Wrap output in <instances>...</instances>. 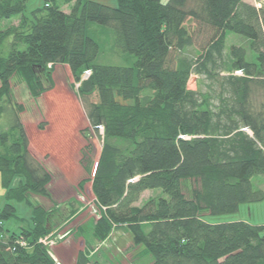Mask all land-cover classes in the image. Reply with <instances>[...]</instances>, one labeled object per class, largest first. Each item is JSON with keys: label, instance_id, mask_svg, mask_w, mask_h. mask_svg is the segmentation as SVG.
<instances>
[{"label": "trees", "instance_id": "trees-1", "mask_svg": "<svg viewBox=\"0 0 264 264\" xmlns=\"http://www.w3.org/2000/svg\"><path fill=\"white\" fill-rule=\"evenodd\" d=\"M28 1L0 0V119L12 117L0 129V264H55L39 240L58 210L34 200L51 198V173L30 153L12 80L38 97L56 65L79 84L89 130L103 141L90 178L102 208L94 239L127 225L149 264H264V224L206 221L264 200L253 184L264 176V101L254 103L257 90L264 96V0H43L31 17ZM13 17L17 24L6 23ZM231 34L247 47L228 48ZM113 51L124 64L106 60ZM193 74L209 81L208 91L189 89ZM147 190L161 194L138 205ZM14 219L21 225L7 227ZM85 241L75 264L93 263Z\"/></svg>", "mask_w": 264, "mask_h": 264}, {"label": "rangeland", "instance_id": "rangeland-1", "mask_svg": "<svg viewBox=\"0 0 264 264\" xmlns=\"http://www.w3.org/2000/svg\"><path fill=\"white\" fill-rule=\"evenodd\" d=\"M111 7L117 6L116 0H93ZM168 0H163L167 2ZM259 7L258 0H246ZM44 6L43 0H29L25 14L29 17L32 12ZM71 6L64 9L70 11ZM19 17H13L6 23L17 24ZM194 27V25H193ZM100 29L93 25L91 30ZM204 37H198L195 47L188 50L190 56L196 57ZM242 45L247 47V41L235 34L227 40V47ZM105 55L109 63L124 64V59L117 51L107 52ZM99 58L100 63H106ZM51 67V65L49 66ZM226 75V72H222ZM52 84L43 78L45 90L38 97L33 96L27 84L19 77L12 80L13 98L20 119L25 126L29 138V149L32 157L44 165L51 173L48 185L51 198L34 196L35 202L47 209L58 212L51 219V241L41 244L53 258L55 264H75L79 251L86 247V239L91 243L86 251L92 256L91 264H149L152 257L143 247L134 246L131 232L127 225H114L108 236L97 241L93 237V225L101 218L100 206L97 204L91 188L90 178L100 155L103 141L99 135L89 130L86 104L78 94V86L64 65H56L51 71ZM191 90H209V81L204 76L193 74L188 85ZM90 102H97L98 98H89ZM264 101L262 90H257L254 96L255 105ZM11 115L6 113L0 119V129H7L11 122ZM101 134L103 132L101 131ZM253 184L264 189V176L253 177ZM194 187L193 181L184 183V191L190 196ZM160 191H145L137 202L138 205L146 200L157 197ZM0 195L4 197L1 186ZM3 205L4 198L0 197ZM251 206V214L245 208ZM21 217L30 216V208L25 204H16ZM102 209V208H101ZM248 221L253 224L264 223V200L249 205H242L235 214L207 216L209 223H226L232 221ZM9 228L21 225L18 219L9 221ZM31 248V247H30Z\"/></svg>", "mask_w": 264, "mask_h": 264}, {"label": "built area", "instance_id": "built-area-1", "mask_svg": "<svg viewBox=\"0 0 264 264\" xmlns=\"http://www.w3.org/2000/svg\"><path fill=\"white\" fill-rule=\"evenodd\" d=\"M259 7H260V3H259ZM49 241H51L49 235H46L45 237H42V238H40V240H39V242H40L41 244H44V243L46 244V243H48ZM21 246H26V244H25L24 241L21 242Z\"/></svg>", "mask_w": 264, "mask_h": 264}, {"label": "crops", "instance_id": "crops-1", "mask_svg": "<svg viewBox=\"0 0 264 264\" xmlns=\"http://www.w3.org/2000/svg\"><path fill=\"white\" fill-rule=\"evenodd\" d=\"M0 197L4 198L3 195H0ZM0 206H1V203H0ZM245 208H246V209L248 210V212L251 214V206H246ZM263 224H264V223H263Z\"/></svg>", "mask_w": 264, "mask_h": 264}]
</instances>
